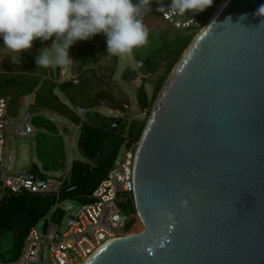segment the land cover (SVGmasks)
Returning <instances> with one entry per match:
<instances>
[{
	"label": "water",
	"instance_id": "obj_1",
	"mask_svg": "<svg viewBox=\"0 0 264 264\" xmlns=\"http://www.w3.org/2000/svg\"><path fill=\"white\" fill-rule=\"evenodd\" d=\"M261 5L223 0L188 46L136 143L133 199L143 228L83 264H264Z\"/></svg>",
	"mask_w": 264,
	"mask_h": 264
},
{
	"label": "rangeland",
	"instance_id": "obj_2",
	"mask_svg": "<svg viewBox=\"0 0 264 264\" xmlns=\"http://www.w3.org/2000/svg\"><path fill=\"white\" fill-rule=\"evenodd\" d=\"M144 22L147 27L155 23L154 20L145 18ZM167 27L170 28L169 25ZM148 29L150 32L149 45L135 50L132 55L120 57L119 67L113 78L116 96L118 97L123 94L130 100L127 111L123 113L111 109L106 102L91 109L88 107L89 101L85 96H80L77 99L78 103L83 105V108L81 105H75L67 99L59 88L53 89L51 87L49 68L37 67L35 58L38 50L44 46L37 48L33 44L29 52L11 54L3 45V39L0 37V79L2 81V85H0V97L7 98L8 114L11 117L25 119L26 115L31 112L29 122L34 127V133L28 137L20 138L14 135L7 137L6 156L4 163H0V173H2V168H4L6 175L24 174L25 171H33L35 169L44 178L64 181L71 177L74 160L92 164L94 168H91V171L97 176L100 172H103L105 165L112 160L113 153L116 152L115 148L120 145V140L127 138L132 131L133 133H137V122L143 119L146 120L149 116V112L141 110L137 103L139 89L143 86V74L139 70L138 57L146 60L159 45V40L154 36L152 29ZM77 52L78 46L73 44L69 48V56L73 60V63L75 62ZM13 55L18 56L15 63L12 60ZM73 63L67 68H63L60 76L55 74L56 68H51L53 80L58 83L75 78L71 69ZM127 68L137 71L138 74L134 80L129 81L122 78V73ZM163 70L161 68L154 75H146L147 78L144 86L149 100L152 95L153 82ZM11 77L14 78L15 82L5 84V80ZM113 117H120L126 120L125 124L117 132H112L110 129L111 118ZM91 120L95 122L102 120L109 125L106 126L108 134L104 137L102 148L94 159L84 156L79 144L81 137L84 136L83 123L90 124L89 121ZM114 127L118 128L119 125H115ZM114 127L111 126L112 130H114ZM126 149L127 145L124 141L120 145L118 158ZM100 160H102V166L97 167ZM2 194L3 190L0 186V199ZM131 197L130 193L123 194L119 206L128 214L126 224L133 223V229L138 228L139 230L137 231L139 232L143 226H140V220L134 219L135 216L131 209ZM70 205H73L72 208L66 210L65 207ZM58 206L60 207V219H58V223L61 226V231H65L69 226L68 217L80 211V208L83 206V200L74 196ZM50 213L39 222V227H42L44 220L49 218ZM119 232H125V229ZM18 243L16 228L9 230L0 225V261L14 260L16 253L14 245ZM45 262L50 264L47 249L45 251Z\"/></svg>",
	"mask_w": 264,
	"mask_h": 264
},
{
	"label": "trees",
	"instance_id": "obj_3",
	"mask_svg": "<svg viewBox=\"0 0 264 264\" xmlns=\"http://www.w3.org/2000/svg\"><path fill=\"white\" fill-rule=\"evenodd\" d=\"M223 0H213L210 7L206 8L203 12L195 13L199 15L203 24L201 28L191 30H177L169 25L157 11V6L153 0L151 5L152 11L147 13L144 18L154 20L152 26L148 27L152 29L154 36L158 38V47L150 54L146 60L138 57V60H143L149 69V74H156L161 68L163 72L153 82L152 95L150 100L144 96L145 86L144 82L147 76H143V86L140 87L137 95V103L141 110L149 112L160 93L162 87L167 81L169 75L173 71L174 67L180 61L184 52L191 44L196 35L202 30V28L208 23L210 17ZM171 3V0H168ZM190 15L192 13H189ZM145 23V22H144ZM170 26V28L167 27ZM55 37L52 39L41 42L40 40L34 41V46L46 47L50 46ZM106 36L103 34L95 35L94 37L77 41L74 44L78 46L77 56L75 62L71 66L75 78L64 80L61 82H55L53 80V71L49 68L51 78L49 79L51 87L59 88L75 105L79 104L78 100L80 96L87 97L89 103L88 107L93 109L96 106H100L103 102H106L111 109L118 110L119 112H126L129 107L130 100L125 95L115 94V85L113 78L119 67V58L111 56L106 53L107 43ZM109 58V60H107ZM61 68H56L55 74L60 76ZM137 71L127 68L122 73L124 80H134L137 76ZM15 80L13 77L5 80V84H12ZM0 85L2 81L0 79ZM55 95V94H54ZM83 108V105H81ZM111 122L116 120V117L111 118ZM146 120H139L136 124L137 133H130L127 138L138 141L143 128L146 124ZM104 121L99 120L92 124H85L84 136L81 137L80 146L84 155L89 159H94L101 148L104 141V137L108 134L107 127L102 123ZM120 140V145L125 141V138ZM120 145L115 148L112 160L105 165L103 172L97 176L92 173V164L83 161H73L71 169L70 179L63 181L58 197L54 193L47 194H32V193H9L5 192L0 199V225L9 230L16 228L18 244L14 245L16 250L14 259H17L23 247L25 237L31 229L37 226V224L44 219L50 212L51 218L58 221L60 219L59 204L68 200L71 197H78L83 200V204L87 202L86 195L90 194L102 181V179L112 169L116 159L118 158V152ZM102 160H100L97 167H101ZM131 199V209L135 218L139 221L137 211L134 204L133 196ZM140 226L142 227L141 222ZM134 224L126 225L125 234L138 232L139 230L133 229Z\"/></svg>",
	"mask_w": 264,
	"mask_h": 264
},
{
	"label": "clouds",
	"instance_id": "obj_4",
	"mask_svg": "<svg viewBox=\"0 0 264 264\" xmlns=\"http://www.w3.org/2000/svg\"><path fill=\"white\" fill-rule=\"evenodd\" d=\"M171 18L194 20L189 13L203 12L213 0H171L167 6L155 0ZM153 0H0V37L11 54L29 52L33 43L55 37L50 46L38 50V68H67L73 63L69 48L95 35L106 36V53L115 57L132 55L150 43L144 16ZM264 15V5L258 9ZM18 59L12 56L13 63Z\"/></svg>",
	"mask_w": 264,
	"mask_h": 264
},
{
	"label": "built area",
	"instance_id": "obj_5",
	"mask_svg": "<svg viewBox=\"0 0 264 264\" xmlns=\"http://www.w3.org/2000/svg\"><path fill=\"white\" fill-rule=\"evenodd\" d=\"M162 2L164 6L170 4L168 0H162ZM155 4L157 8L161 6L156 2ZM159 12L163 19L177 30L201 28L203 24L202 18L197 14H188L194 19L189 21L187 17L171 18L163 10ZM33 133L34 127L29 120L9 116L8 100L0 97V163L3 164L9 135L25 138ZM136 143L137 141L125 138L127 149L115 161L112 169L99 185L86 195L87 202L77 214H74L77 215V219L73 222L69 221L65 231H61L58 221L51 218L53 210L49 218L44 220V224L45 221L47 222L46 232L42 230L44 224L39 227L38 223L25 237L19 257L11 261H0V264H47L46 249L49 252L50 264H82L106 242L125 235V232L119 231L126 228L128 214L119 206V203L123 194L130 193L133 196ZM26 174L28 173L6 175L2 169L0 186L3 194L5 192L54 193L58 197L62 182L41 177L43 183H39ZM121 212L127 215L125 219L122 218Z\"/></svg>",
	"mask_w": 264,
	"mask_h": 264
},
{
	"label": "flooded vegetation",
	"instance_id": "obj_6",
	"mask_svg": "<svg viewBox=\"0 0 264 264\" xmlns=\"http://www.w3.org/2000/svg\"><path fill=\"white\" fill-rule=\"evenodd\" d=\"M93 122H95V121H93V120H91V121H89V123L90 124H92ZM125 122H126V120H124L123 118H116V120H114L112 123H111V126L112 127H114L115 125H119V127L118 128H115L114 127V130H112L113 128H111V126H110V129H111V131L112 132H117V130L120 128V127H122V125H124L125 124ZM105 126H109L108 124H106V123H104V122H102ZM88 125V124H87ZM85 156V155H84Z\"/></svg>",
	"mask_w": 264,
	"mask_h": 264
},
{
	"label": "crops",
	"instance_id": "obj_7",
	"mask_svg": "<svg viewBox=\"0 0 264 264\" xmlns=\"http://www.w3.org/2000/svg\"><path fill=\"white\" fill-rule=\"evenodd\" d=\"M85 125V123H83ZM5 156H6V152H5V155H4V160H5ZM4 160H3V163H4ZM4 170V168H2ZM25 173H34L36 174L37 176H40L42 178H44L42 176V174L38 173L37 170L33 169V171H25ZM60 182H62V186H63V180H61ZM3 195V194H2Z\"/></svg>",
	"mask_w": 264,
	"mask_h": 264
},
{
	"label": "bare ground",
	"instance_id": "obj_8",
	"mask_svg": "<svg viewBox=\"0 0 264 264\" xmlns=\"http://www.w3.org/2000/svg\"><path fill=\"white\" fill-rule=\"evenodd\" d=\"M83 263H84V262H83ZM83 263H82V264H83Z\"/></svg>",
	"mask_w": 264,
	"mask_h": 264
}]
</instances>
